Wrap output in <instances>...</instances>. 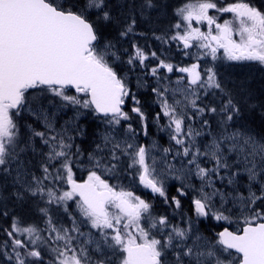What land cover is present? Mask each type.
<instances>
[{"label":"snow or ice","instance_id":"snow-or-ice-1","mask_svg":"<svg viewBox=\"0 0 264 264\" xmlns=\"http://www.w3.org/2000/svg\"><path fill=\"white\" fill-rule=\"evenodd\" d=\"M0 264H264V0H0Z\"/></svg>","mask_w":264,"mask_h":264}]
</instances>
